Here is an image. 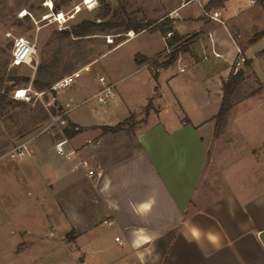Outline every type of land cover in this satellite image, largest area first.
<instances>
[{
    "label": "crops",
    "instance_id": "obj_1",
    "mask_svg": "<svg viewBox=\"0 0 264 264\" xmlns=\"http://www.w3.org/2000/svg\"><path fill=\"white\" fill-rule=\"evenodd\" d=\"M210 1L149 0L146 19L169 17L193 38L158 68L153 61L167 49L159 30L125 32L110 48L142 37L127 75L141 74L135 83L146 93L119 88L95 60L85 72L115 83L117 99L100 104L96 80L98 89L63 91L60 109L83 130L39 136L32 157L0 156L12 158L4 166L10 200L29 205L23 222L0 231V264H264V7L226 0L205 11ZM215 10L224 23L211 19ZM137 54L149 59L138 64ZM237 70L245 73L239 89L254 90L236 99L215 136L223 85ZM149 102L132 129L103 131ZM87 103L96 121L74 114ZM63 139L67 155L55 151Z\"/></svg>",
    "mask_w": 264,
    "mask_h": 264
},
{
    "label": "rangeland",
    "instance_id": "obj_2",
    "mask_svg": "<svg viewBox=\"0 0 264 264\" xmlns=\"http://www.w3.org/2000/svg\"><path fill=\"white\" fill-rule=\"evenodd\" d=\"M44 1L0 0V91L7 95V100L21 102L15 106L9 105L6 111L0 112V156L11 150L22 139L33 138V141H35L39 136L57 135L68 126L67 114L65 116L67 124L49 127L52 116L60 112V106L58 99L55 105L46 104L51 97L48 90L51 89V85L57 80L90 65L95 60V66L102 67L106 72H110L114 78L121 79L119 88L124 89V91L129 92L134 97L142 96L146 93L145 89H138L139 85L135 83V80L141 74L127 75L130 72L128 68L130 52L144 46L142 37L122 43L117 48L110 50L120 39L125 37L123 34L126 31L117 29L96 32L82 37L72 35L68 38H63L62 36L63 31L72 30L76 24L83 20L100 21L101 19L97 15L101 10L102 0H97L98 5L95 8H87L81 4L83 0H69L62 4L59 8L64 11L72 10L76 5L81 4V10L76 14V17L63 29L54 24H47L37 30V25L30 16L18 17V12L24 8L35 17H39L47 10ZM60 1L53 0L55 5ZM104 1L111 3L112 7L123 17L131 16L141 20H151L149 18L146 19L148 15L144 6L149 0ZM163 7L161 5V8ZM6 31H12L16 35L29 36L37 42L39 50L32 65L11 66V41L6 37ZM184 39L188 38L185 37ZM166 55L167 50L160 54L157 59L163 61L166 59ZM46 77L50 78L51 84L50 87L43 89L47 91L43 100L34 98L31 102H25L14 98V93L17 89H24L30 85L37 89L33 81ZM256 85L253 82L252 88ZM98 87L99 84L94 80V75L84 72L70 87L53 94L56 97H60V93L65 91L67 93L65 95L68 96V94L78 89H98ZM252 90L254 89H250L248 86L239 89L237 98L248 94ZM74 102H77V100ZM91 104L93 103H87L74 109V114L83 122L96 121L97 118L93 119L89 115L88 110ZM242 112L244 111L241 109L237 111V114L241 117ZM144 115H146V107L129 119V124L126 128L132 129ZM11 159L9 156L0 158V186L6 189L4 190V196L0 199V231H10L18 220L23 222V213L29 208L28 203L14 204L9 198L8 190L13 182L10 171L5 169L4 166L9 161H12Z\"/></svg>",
    "mask_w": 264,
    "mask_h": 264
},
{
    "label": "trees",
    "instance_id": "obj_3",
    "mask_svg": "<svg viewBox=\"0 0 264 264\" xmlns=\"http://www.w3.org/2000/svg\"><path fill=\"white\" fill-rule=\"evenodd\" d=\"M69 0H61L59 3H56V8H59L62 4H65ZM226 0H211L205 7L204 10L208 11L214 6L222 5ZM258 2L264 7V0H258ZM98 18L100 21L96 20H83L80 23L76 24L72 30H65L62 32L63 38H68L70 36L82 37L90 35L96 32H104L110 30L123 29L128 32L134 30L139 32L142 30L157 31L159 30L166 37L167 48H170L171 51L166 55V59L159 61L155 59L153 64L158 67H166L174 63L179 55L186 51L189 47V44L192 43V38L184 39L179 33L174 29V20L169 17H165L162 20H141L135 17H123L119 14L116 9H114L111 3L102 0V7L98 13ZM168 33H171L170 36H167ZM149 58L141 54H137L135 60L138 64H141L147 61ZM157 75L155 74V78ZM28 80L26 78H23ZM245 80V73L243 70L233 71L228 79L224 82L223 85V99L221 103L220 110L216 115V129L215 136H219L226 126V122L230 116L231 110L234 106V102L237 99L240 85ZM37 90H43L45 87H50L51 80L46 77L44 79H35L33 81ZM16 102V103H15ZM20 104L17 100H7V95L0 91V112H4L7 109V106ZM151 108V102L146 105V114H148ZM129 118L120 122L115 126H103L102 129L104 132L117 133L127 127L129 124ZM132 126V125H131ZM83 129L77 125L70 123L64 129V134L67 137H73L81 132Z\"/></svg>",
    "mask_w": 264,
    "mask_h": 264
},
{
    "label": "built area",
    "instance_id": "obj_4",
    "mask_svg": "<svg viewBox=\"0 0 264 264\" xmlns=\"http://www.w3.org/2000/svg\"><path fill=\"white\" fill-rule=\"evenodd\" d=\"M251 4H258V0H250ZM87 8H95L98 5L97 0H83L82 3ZM81 4L76 5L72 10L64 11L61 8H56L53 0H45L44 5L47 7V10L43 12L39 17H35L30 11L27 9H21L18 12L19 18H24L30 16L34 23L37 25V30H39L43 25L54 24L58 26L60 29L67 27L69 22H71L76 14L81 10ZM211 19L224 23V21L220 18V12L218 10L210 13ZM6 37L11 41V66L13 67H21L24 65H32L34 60L36 59V55L38 53L39 47L37 42L26 35H16L12 31H6ZM171 33H168L167 36H170ZM167 54L171 51L170 48H167ZM246 57L240 56L239 62H245ZM90 65L85 66L77 71H74L63 78L57 80L55 83L51 85V89L48 92L51 94L50 100L46 103L47 105L54 104L57 102V97L53 93H57L58 91L70 87L78 78L81 77L82 73L85 71H90ZM184 70V69H182ZM95 80L100 84L99 91L94 95V98L102 105H107L112 101L117 99L116 94V84L110 82L104 75L98 73L95 77ZM47 93L46 90H37L34 89L32 85L24 88L17 89L14 93V98L31 102L34 98L43 100L44 95ZM68 109H60V112L57 115L52 116V121L49 127L53 125H65L67 124L66 115L68 114ZM33 138L22 139L19 143H17L9 153L12 156L18 158L24 157H32L34 155V151L32 148ZM67 139H63L55 144V151L59 155H67L64 145L67 143ZM84 164H87L85 161ZM94 170H90L89 174L92 175Z\"/></svg>",
    "mask_w": 264,
    "mask_h": 264
}]
</instances>
